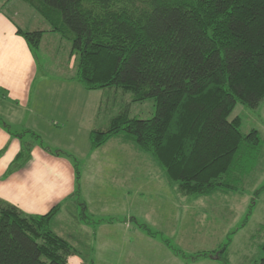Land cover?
<instances>
[{
  "label": "trees",
  "instance_id": "obj_1",
  "mask_svg": "<svg viewBox=\"0 0 264 264\" xmlns=\"http://www.w3.org/2000/svg\"><path fill=\"white\" fill-rule=\"evenodd\" d=\"M23 1L49 23V31L72 41L78 67L73 79L88 91L121 93L122 110L107 128L90 133L93 150L125 133L187 195L240 184L232 181L239 179L233 168L242 147L257 149L262 139L258 129L244 134L241 118L230 117L238 104L255 110L264 104V0ZM18 33L35 51L45 30ZM151 98L153 117L131 115L133 103ZM14 134L22 148L8 173L26 166L42 140L32 130ZM261 189L253 192L249 213ZM61 207L32 215L0 202V264H68L77 248L52 225ZM143 229L185 255L160 232L146 224ZM228 245L194 258L230 264ZM262 248L264 253V242ZM255 264H264V254Z\"/></svg>",
  "mask_w": 264,
  "mask_h": 264
},
{
  "label": "crops",
  "instance_id": "obj_2",
  "mask_svg": "<svg viewBox=\"0 0 264 264\" xmlns=\"http://www.w3.org/2000/svg\"><path fill=\"white\" fill-rule=\"evenodd\" d=\"M41 17L23 0H0V117L6 116L14 123L18 122L17 126L22 128L18 133L32 130L47 140L46 143L38 140L26 166L8 173L11 163L22 148V142L21 137L15 135L8 124L10 121L4 120V124L0 121V202L15 205L32 215L45 214L62 204L52 225L60 236L77 248V253L69 257L68 264H100L101 247L105 243L102 236L105 233H110L108 236L114 233L126 236V254L130 258L137 257L141 264L155 256L166 262L169 258L176 264L174 256L166 250L172 249L160 237L148 235L143 229L146 224L175 244L172 239L177 236V231L173 232V236L158 229L162 222L158 216L161 207L158 201L161 198L178 201H175L177 212L173 213V206L163 221H170L171 216L176 214L180 220L199 224V229L205 227L216 232V228L212 229L213 224L208 222L209 225H202L210 218L206 206L211 201H222L223 208L229 204L236 209L245 196L244 201L248 203L253 193L243 194L237 186L234 189L220 187L208 195H187L180 188L179 182L170 180L164 168L138 148L125 133L112 137L106 144L93 150L90 133L94 129H104L98 127V124L102 119L104 105L108 104L105 102L108 90L88 91L81 86V90L74 88L72 93L71 84L77 82L73 79L76 72L66 77L64 83L55 74L50 75L51 71H46L43 77L39 76L36 52L18 33V28L45 30L40 48L47 53L48 50L54 52L56 44H62L65 40L60 33L49 31V23ZM69 47L71 59L65 65L69 70L76 71V57L72 56ZM55 72L60 73L59 69ZM83 90L88 96L92 95L94 100L99 94L98 100H87L89 97H86ZM77 92L80 94L77 95ZM52 94L59 96L52 102L51 99L45 100V97L51 98ZM49 107L54 109L56 115L53 125L52 121L47 122L45 119ZM116 142L117 149L112 154L111 165L104 169L103 174L99 173V169L109 163L108 149ZM56 148L66 153L56 154ZM130 151H133L132 154ZM125 152L132 155L131 164L125 162ZM147 160L151 162L150 167L147 166ZM230 196L232 198L228 200ZM197 204L205 208L204 214L188 216L191 210L196 212ZM131 207L135 210L132 211ZM186 207L185 216H180L179 211ZM218 211L221 212V209L218 208ZM174 223L179 224L178 220ZM193 227L196 230L198 226ZM137 240L141 244L139 250H143L138 253L129 248ZM148 248L151 249L147 251ZM173 255L183 257L175 252ZM201 259L224 264L218 258Z\"/></svg>",
  "mask_w": 264,
  "mask_h": 264
},
{
  "label": "rangeland",
  "instance_id": "obj_3",
  "mask_svg": "<svg viewBox=\"0 0 264 264\" xmlns=\"http://www.w3.org/2000/svg\"><path fill=\"white\" fill-rule=\"evenodd\" d=\"M67 45L71 46L72 49V41L65 39L64 43L56 44L54 52L48 50L47 53L42 48H38L35 50L36 56L38 57L40 77L45 76L46 71H51V73H49L50 75L55 74V76H58L57 78L64 83L66 82V77L69 78L70 76L75 74L77 70H69L67 65H65L71 59L70 47L68 48ZM75 57L76 55H74V58ZM56 64H60L61 66L57 67L55 66ZM57 69H59V74H57L58 72H55ZM71 86L73 87L72 93H74V88L78 90L81 88L82 85L79 82H75L72 83ZM82 88L84 89L83 86ZM84 90L83 92L87 97L88 94ZM107 92L108 93L106 95L105 102H107L108 104L107 106L104 105V109L102 111V119L98 124V127L102 128H107L109 126V121L115 114L122 110H120V108L121 104H123L121 93L115 94L114 91ZM100 93L102 94V92ZM79 94L80 93L77 92V95ZM56 96L58 97L59 95L52 94L51 98L45 97V100L51 99L52 102L57 99ZM88 97L89 98H87V100L96 101L99 98V94L95 98V100L93 99L92 95ZM53 111L54 109L51 110V108L49 107L47 109L48 113H46L47 115L45 116L47 122L52 121V125L56 120V115L53 113ZM155 111L156 106L155 100L153 98L142 102H135L131 106L132 116L150 118L153 117ZM236 116H239L242 120L241 131L244 134L249 133L253 129H258L260 131V136L262 139L261 144L257 149L250 148L247 145H243L242 148L246 149H243L244 151H242L241 153L242 157L240 159V163L233 168L234 175L236 174L239 179L238 181L233 180L232 183L240 182L238 187L241 189V192H243V194H249L253 193L256 188L264 185V159L262 160V158H264V108L255 110L244 104H238L234 109L233 113L231 114L230 118ZM8 119L9 118L5 116L4 118L2 117L0 121H10L8 122V124L13 129V131L17 133L22 130V128L17 126L18 122L14 123L11 119ZM41 139L44 143L47 142V140L44 139L43 136H41ZM117 144V142L114 143V145H112V147L108 149L109 163L105 164V167L103 169H99V173L103 174L104 169L111 165L112 154L116 151L115 149H117ZM119 146L122 147V144L120 143ZM132 152L133 151H130V154H132ZM124 159L127 164H131L130 160L132 159V155L130 156L128 153L125 152ZM98 161L99 160H97V162ZM147 166H151L150 160H147ZM96 170H98V168ZM241 177L243 178L241 179ZM160 189L161 188H159V191L163 192V190ZM255 196L256 205L253 207V211H251V213H249V206L251 204L252 199H250V201L247 203V200L244 201V198L246 196L242 199V203L240 204V206H237L236 209L233 206L230 207L229 204H227V206L223 208L222 201L220 203H213V201H211L206 206V212L208 213L210 218L206 219L205 221L207 222L204 221L202 225L207 226L209 225V223L213 224L212 229L216 228V232L214 230L212 231L213 233L205 227L199 229V224L197 223L185 221L184 219L180 220L176 214H173L171 216L170 221H163L165 215L173 206L177 204L176 202L178 201H176L174 198L173 199L176 202L172 199L161 198V200L158 201L159 206H161L158 211V216L162 220V222L159 223L158 229L163 231L166 235L172 234L173 236H175L173 232L177 231V236L172 239L175 243L174 246L185 253V255H181L183 257L175 256L173 255V250L166 248V250H168V252H170V254L176 259V264H220V262L218 261L201 259L203 257H194L199 252H212L214 250L220 251L221 247L226 242L229 243V245L227 247V252H225V256H228L230 264H255L259 262V260L264 254L262 248V244L264 242V189H261ZM229 198L232 197H228V200H230ZM180 204L181 202H179V205ZM177 207L178 206L174 207L173 213L177 212ZM218 208L221 209V212L218 211ZM131 210L134 211L135 209L131 207ZM186 210L187 207L183 210H180L178 214L180 216H185ZM204 210L205 208L202 205L197 204L196 212L194 213V211L191 210V213H188V216H190V214L193 217L195 214L199 216L203 215ZM231 213L234 216H232ZM246 218H248L247 221ZM175 220H178L179 224L174 223ZM244 223L246 224L244 228L240 229L235 233H232V231L238 230V228L244 225ZM193 226L198 227L195 230ZM233 227L234 229L231 230V232L229 233L228 231ZM109 234L110 233H105L104 236H102V241L105 243L101 247L100 257L102 259L100 261V264H141L140 261H138L137 257L130 258L126 254L124 250L125 248H127V241L124 238L126 236H119L116 235V233L108 236ZM229 237L231 238V242L229 241ZM142 246L144 247V244H142ZM129 248L136 253L143 251L139 250V248H141V244L138 240L137 242H133V244L129 245ZM150 249L151 248H148L147 251H149ZM161 259V257L155 256L151 259H147L146 263L144 264H158V262H162V264H175L169 258L167 259V262L165 260L161 261Z\"/></svg>",
  "mask_w": 264,
  "mask_h": 264
}]
</instances>
